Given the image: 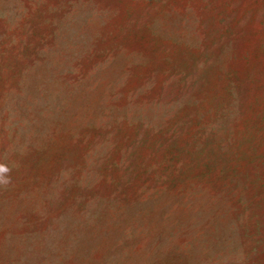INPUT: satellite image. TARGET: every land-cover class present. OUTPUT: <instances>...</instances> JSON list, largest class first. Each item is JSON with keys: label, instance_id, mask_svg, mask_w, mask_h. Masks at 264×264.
<instances>
[{"label": "rangeland", "instance_id": "rangeland-1", "mask_svg": "<svg viewBox=\"0 0 264 264\" xmlns=\"http://www.w3.org/2000/svg\"><path fill=\"white\" fill-rule=\"evenodd\" d=\"M0 264H264V0H0Z\"/></svg>", "mask_w": 264, "mask_h": 264}, {"label": "clouds", "instance_id": "clouds-1", "mask_svg": "<svg viewBox=\"0 0 264 264\" xmlns=\"http://www.w3.org/2000/svg\"><path fill=\"white\" fill-rule=\"evenodd\" d=\"M3 171H6V169H3Z\"/></svg>", "mask_w": 264, "mask_h": 264}]
</instances>
